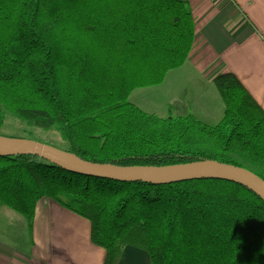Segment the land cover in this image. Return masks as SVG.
<instances>
[{"label": "trees", "instance_id": "obj_1", "mask_svg": "<svg viewBox=\"0 0 264 264\" xmlns=\"http://www.w3.org/2000/svg\"><path fill=\"white\" fill-rule=\"evenodd\" d=\"M194 32L184 0H0V127L8 112L55 131L82 162L215 161L264 182V111L231 72L213 78L223 102L215 125L129 101L185 63ZM41 199L88 221L103 264H118L125 247L151 264H264V200L234 182H116L29 152L0 156V209L31 230Z\"/></svg>", "mask_w": 264, "mask_h": 264}, {"label": "crops", "instance_id": "obj_2", "mask_svg": "<svg viewBox=\"0 0 264 264\" xmlns=\"http://www.w3.org/2000/svg\"><path fill=\"white\" fill-rule=\"evenodd\" d=\"M184 1L194 18V41L185 63L172 70V102L182 92L173 93L175 75L183 73L190 83L198 79L217 94L213 78L231 72L264 111V0ZM186 96L189 104L184 95L173 107H183L186 115L198 112L195 97ZM89 236L88 221L49 200L37 204L31 230L20 215L1 208L0 264H103L104 251ZM118 264L151 261L145 251L125 247Z\"/></svg>", "mask_w": 264, "mask_h": 264}, {"label": "water", "instance_id": "obj_3", "mask_svg": "<svg viewBox=\"0 0 264 264\" xmlns=\"http://www.w3.org/2000/svg\"><path fill=\"white\" fill-rule=\"evenodd\" d=\"M22 152L32 153L73 174L116 182L137 181L152 185H166L199 179L230 181L250 189L264 200V182L260 178L246 169L215 161H199L163 167H115L78 161L66 152L42 144L0 138V156H15Z\"/></svg>", "mask_w": 264, "mask_h": 264}, {"label": "rangeland", "instance_id": "obj_4", "mask_svg": "<svg viewBox=\"0 0 264 264\" xmlns=\"http://www.w3.org/2000/svg\"><path fill=\"white\" fill-rule=\"evenodd\" d=\"M175 79L179 81V86L173 89V93L178 95L180 91L182 92L173 102L172 70L169 71L167 79L164 83L162 82L163 84L161 83L158 86L136 89L130 94L129 101L142 111L154 114L161 118L168 116L178 117L186 116L184 113L185 111H182L183 107L182 109H179L177 107H173L172 104L176 103L178 105L179 99L183 98L184 95L186 97L187 104H189L190 101L186 95H192L195 97L194 102L197 103L195 107L193 106V108H199V111L195 112L187 110V114H193L197 119L209 125H215L222 116L223 103L214 84L213 86L216 89L217 94L216 92H213L212 94L208 93V86L203 83H198V79H193L190 83L186 78H184L183 73L175 75ZM221 110V115L216 116V113ZM0 138L30 141L62 152H64L66 146V143L61 140L57 132L46 131L38 127L27 125L23 121L10 115L8 112H4V120L0 127ZM42 200L47 199H41L40 201Z\"/></svg>", "mask_w": 264, "mask_h": 264}]
</instances>
